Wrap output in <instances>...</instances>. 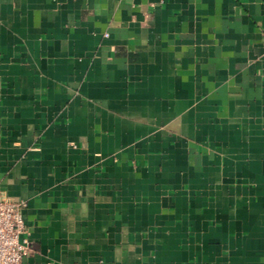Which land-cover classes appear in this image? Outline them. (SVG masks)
Masks as SVG:
<instances>
[{"label": "crops", "instance_id": "0c3cea01", "mask_svg": "<svg viewBox=\"0 0 264 264\" xmlns=\"http://www.w3.org/2000/svg\"><path fill=\"white\" fill-rule=\"evenodd\" d=\"M0 189L21 264H264V0H0Z\"/></svg>", "mask_w": 264, "mask_h": 264}, {"label": "built area", "instance_id": "2783aa9c", "mask_svg": "<svg viewBox=\"0 0 264 264\" xmlns=\"http://www.w3.org/2000/svg\"><path fill=\"white\" fill-rule=\"evenodd\" d=\"M25 204L24 198L10 196L0 189V264H21L30 249L21 212Z\"/></svg>", "mask_w": 264, "mask_h": 264}]
</instances>
